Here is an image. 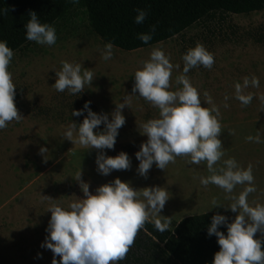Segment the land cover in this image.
<instances>
[{
  "label": "rangeland",
  "instance_id": "obj_1",
  "mask_svg": "<svg viewBox=\"0 0 264 264\" xmlns=\"http://www.w3.org/2000/svg\"><path fill=\"white\" fill-rule=\"evenodd\" d=\"M54 28V45L30 41L14 52L8 66L16 87L14 103L22 119L11 121L0 130V264H51L53 253L41 247L51 215L48 209L53 203L66 209L77 198L82 199L81 182L89 184L92 194L115 178L129 182L135 190L164 187L169 200L159 215L170 218L171 230L184 218L205 213L234 219L236 213L225 208L232 203L229 197L238 196L245 185H236L232 193L213 184L201 185L200 177L210 174L206 162L191 164L190 157L185 155L176 157L164 170L153 164L146 178L136 171L139 162L134 153L147 140L142 135V125L159 117L158 108L132 91L134 74L149 59L153 48L162 49L174 65L170 91L182 87L177 77L184 74L182 56L188 49L200 43L213 55L210 69L197 66L185 75L198 90L201 106L215 105L219 111L218 138L224 156L214 167H223L222 161L228 158H234L241 168L251 164L256 191L248 195L247 201L252 205L264 197V103L259 99L264 96V12L217 16L195 24L169 41L133 52L113 47L109 60L102 59L106 43L91 30L83 11L74 9ZM62 61L79 63L82 70L93 72V81L82 93L72 95L67 89L58 92L51 87ZM253 76L258 78L259 86L249 83L243 89L244 94H253L251 103L243 106L235 99L234 85L242 84L244 77L251 81ZM205 92L212 104L205 103ZM125 97L127 106L121 110L125 123L118 129L113 149H104V153L114 157L123 151L131 166L103 176L96 171L94 162L99 150L72 144L63 133L72 121L82 122L84 116L73 117L71 112L80 110L83 98L97 107L98 114H110ZM102 129L100 125L94 131ZM258 132L260 143L246 140ZM41 147L47 152L41 154ZM260 178L262 181H258ZM213 200L222 207L213 208ZM56 259L59 262V256Z\"/></svg>",
  "mask_w": 264,
  "mask_h": 264
},
{
  "label": "clouds",
  "instance_id": "obj_2",
  "mask_svg": "<svg viewBox=\"0 0 264 264\" xmlns=\"http://www.w3.org/2000/svg\"><path fill=\"white\" fill-rule=\"evenodd\" d=\"M73 3L78 0H72ZM134 22H144L147 12L136 9ZM25 38L38 45L52 46L56 42V30L48 23H41L35 12L29 13V20L24 25ZM152 31H154V26ZM137 38L148 43L149 33H139ZM113 44L104 45L101 53L103 60L112 58ZM13 50L7 42L0 40V130L7 127L11 121H19L21 116L14 103L15 84L8 66L13 58ZM184 61L183 73L177 77L182 85L176 91L169 90V80L174 65L162 49L153 48L149 59L143 62L142 68L134 74L133 93L138 92L159 110V117L150 119L142 125L146 142L140 144L139 151L134 153L139 162L137 173L145 177L153 164L164 170L169 163H174L176 157L189 156L191 164L206 162L210 173L200 177V184H213L232 193L236 185H245L238 196H230L232 203L226 210L236 213L229 223L228 217L214 214L207 235H215L219 250L214 253L211 264H264V239L254 238L257 233L264 237V205L250 206L247 197L256 191L253 184L252 166L241 168L234 158L223 160V167H214L224 156L221 140V125L217 119L219 111L215 105L211 108L202 107L198 90L190 83L186 75L197 66L211 68L214 63L213 55L200 43L190 48L182 56ZM175 67H179L176 65ZM93 72L83 69L79 63L61 62V68L55 72V83L51 86L56 91L67 89L69 94L82 93L86 85L93 81ZM251 83L252 87L259 86V80L253 76L243 82L236 83L235 99L246 106L253 99L252 93H243ZM131 96V95H128ZM205 103L212 104L211 97ZM228 97L225 96V100ZM264 103V96L259 97ZM128 97L123 103L115 105L110 113L97 114L86 101L80 110H72L71 116H84L81 123L72 121L64 131L66 140L72 144L99 150L95 157L96 171L107 176L113 170H128L131 161L127 153L121 151L116 156H107L104 149L112 150L118 136V129L125 123L121 110L127 106ZM227 107V104L224 105ZM86 113V115H84ZM109 115L111 120L109 121ZM103 125L102 130L99 126ZM75 133V137H74ZM247 141L260 143V135L246 137ZM41 154L47 149L41 147ZM81 171L78 173V181ZM80 190L83 198H77L67 208L55 203L51 204V213L45 229L47 236L41 244L42 248L51 250V264H117L125 258L134 243L137 232L143 228L146 221L152 218L154 227L159 232L169 228L170 218L159 215L169 200L168 191L164 187L152 186L135 190L127 181L113 179L89 192V184L81 182ZM49 200V197L43 196ZM214 207H222L212 201ZM219 226L226 228V233L218 231ZM59 256V262L56 259Z\"/></svg>",
  "mask_w": 264,
  "mask_h": 264
},
{
  "label": "trees",
  "instance_id": "obj_3",
  "mask_svg": "<svg viewBox=\"0 0 264 264\" xmlns=\"http://www.w3.org/2000/svg\"><path fill=\"white\" fill-rule=\"evenodd\" d=\"M76 8L87 15L91 30L104 43L133 52L169 41L217 16L264 12V0H0V40L6 41L14 53L30 42L24 28L30 12H35L41 23L54 27ZM136 9L147 12L141 24L134 22ZM139 33L151 35L148 43L137 38ZM86 101L90 100L82 99L80 109ZM90 108L98 114L92 102ZM214 214L186 217L173 230L164 232L146 221L125 258L117 264H211L219 250L215 235H207ZM218 231L226 233V228L219 226ZM254 238L262 237L256 234Z\"/></svg>",
  "mask_w": 264,
  "mask_h": 264
},
{
  "label": "crops",
  "instance_id": "obj_4",
  "mask_svg": "<svg viewBox=\"0 0 264 264\" xmlns=\"http://www.w3.org/2000/svg\"><path fill=\"white\" fill-rule=\"evenodd\" d=\"M258 181H262V179L260 178V179H258ZM257 203L264 205V197L259 198L254 204H252L250 206H255V204H257ZM257 235L261 236V234H258V233H257Z\"/></svg>",
  "mask_w": 264,
  "mask_h": 264
}]
</instances>
